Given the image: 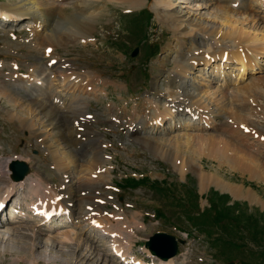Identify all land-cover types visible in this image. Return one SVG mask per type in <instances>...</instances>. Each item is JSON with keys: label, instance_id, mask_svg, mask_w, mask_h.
<instances>
[{"label": "rangeland", "instance_id": "rangeland-1", "mask_svg": "<svg viewBox=\"0 0 264 264\" xmlns=\"http://www.w3.org/2000/svg\"><path fill=\"white\" fill-rule=\"evenodd\" d=\"M57 1L65 7V15L81 16L83 13L80 6L87 7V12L82 11L84 12L82 18L91 16L93 11L96 14V18L92 20L90 18V21L83 19V22H87L89 26L88 35L81 38L80 35L69 31L66 35L65 33L62 35L64 38L59 44H55L54 48L60 63L61 61L70 63L71 73L78 75L85 71H93L102 80L101 84L96 85L100 88L96 92L91 94L89 93L91 91L83 92L86 102L84 112L90 114L92 120H88L87 126L76 127L82 130L80 133L83 134V128L86 131L90 129L97 131H95L96 136L87 140L88 144L85 143L87 149L98 148L101 151L102 162L92 178L97 179V175H100L98 192L101 193L99 197L101 201L99 206L103 208L101 214L108 218L110 216L109 219L112 218L110 222H106V226H110L111 222H118L124 228L125 241L131 245V250L129 249L131 252L126 256L127 259L133 261L130 254L132 253L136 258L145 259L149 256L160 263V259L152 256L144 247V242L155 232L162 231L184 240V243L179 244L177 256L171 258L170 263L165 261V264H227L223 256L213 255L207 238H203V235L199 236L196 231H189L191 227L186 218L181 217L183 220H179L180 215L174 214L176 209L173 205L174 201L162 198L143 184L125 190L117 187L122 177L149 176L151 180L162 182V186L166 183L177 196L191 201L197 199L201 209L209 206L210 190H214L220 196H227V204L234 207L233 214L240 213L238 214L240 227L244 226L247 229L235 226V230L240 229L246 236L250 235L248 233L250 232L259 241L254 243L251 238L246 237L249 242L246 254L251 253L255 256V264H264V141H259V137H245L235 131L237 124L232 116L237 109L242 111L240 114L245 123H249L264 136V52L259 56L258 66L254 68L249 66L243 71L239 62L233 57L232 42L229 39L213 41L208 31H201V29L196 30L192 38L182 36L181 29L174 30L171 22L164 23L156 11L160 8L164 12L166 10L175 12L186 23L193 25L199 21L216 25L230 22L237 27L242 26L246 32L261 36L264 35V5L259 0H171V6L163 7L157 4V0H139L134 5L117 0ZM11 2L12 0H0V14L6 19L19 20L21 17L26 19L20 21L18 25L0 24V86L3 87L0 90V160H24L30 167L27 176L31 180H36L35 174L39 172L42 178L41 187L45 192V187L49 185L59 187L61 175L74 183L78 178L83 177L85 174L82 168L87 164V156L79 149H74V156L69 155L66 167L59 169L54 162L58 157L68 156L69 149L61 146L53 155L51 152L53 147L44 142V134L37 137L29 129L6 115V110L16 111L20 107L13 106V101L5 97L3 94L5 88H8L10 92L13 91L15 97H23L25 102L20 101L19 104H23L22 106L28 104L30 95L16 80H22L23 77L28 80L27 76H32L34 68L40 72L37 85H40V81L44 82L40 86L41 90L59 97L54 98L55 105H60L59 99H69L68 90H64L63 86L60 88V80L55 73L43 70L48 60L44 54L46 44L39 43L36 34H40V31H37L39 26L34 17L4 15L7 12L2 10V6ZM141 10L152 13L147 30L145 27L146 37L140 36L142 32L134 36L130 31L133 28L132 24H135V19L139 18ZM143 17L147 18V15ZM232 17H235L234 20ZM65 27L61 25L56 31L62 33ZM193 28L198 29L195 25ZM151 45H153L152 49L149 48ZM137 46L140 51L133 58L130 54ZM159 48V54H155ZM236 49L235 47L234 50ZM182 52L186 57L181 54ZM192 57L195 59L192 60ZM187 61L192 65L186 76H182L199 87L201 95L203 94L213 107L222 109L224 115L226 114L225 118L206 125L207 117L193 123L183 112L173 111L162 119L161 124L153 121L156 123H147L145 127L140 128V137L156 141L161 150L153 148L137 138L134 130L140 126L147 107L152 110L157 104V108L163 110L170 100L173 102L179 100L178 97H170L168 91L173 87L172 80L178 66L181 62ZM17 66L19 68L15 69ZM49 79L52 80L53 84L50 86L53 87L45 89V80ZM153 79L158 80L156 85L153 83L152 88ZM33 82L37 83L36 80ZM180 86L185 88L186 84L182 83ZM160 91L164 94L159 95ZM222 93L225 97H222ZM150 100L153 101L152 106L147 103ZM191 104L192 102H189L186 106ZM194 108L195 106L189 108L188 112H194L192 110ZM200 112H202L201 109ZM28 118L39 122L37 117ZM67 120L63 117L61 121L69 126ZM81 121L83 123V120ZM49 129V126H45V130ZM211 137L214 138L215 145L228 143L229 156L235 157L233 164L223 161L216 154L212 156L208 152L211 143L206 145L205 143L210 142ZM84 138L85 136H82V139ZM95 138L97 140H94ZM195 139H200L201 144ZM234 142L238 147L241 146V149L244 147V150L231 148ZM164 149L168 151L164 152ZM0 185L4 183L0 182ZM187 185L193 186V191ZM26 187V185L17 184L6 194L5 214L13 217L8 223L0 222L2 226L0 233L3 234L12 228V233L16 230V235L22 242L10 241L7 238L1 241L0 264H46L45 256L50 254L54 256L58 254L62 263L68 262L70 255L58 253V251H56L57 254L50 253L45 249V242L42 241L47 237L55 239L59 234L67 231L79 232L84 240L89 241L91 250L95 251L91 262L99 260L100 264H125L112 255L110 244L114 239L112 238L114 233L88 225L87 222L78 219L77 215L72 216L69 212L61 216L57 214L47 221L42 220L41 217L44 216L38 217L32 214L30 207L32 197ZM189 190L191 192H188ZM19 204L25 212L20 219L18 215L14 216L11 210L12 206L17 208ZM45 205L46 202L43 203V206ZM143 206L145 209H141ZM156 208L165 210L168 221L156 219L154 216ZM34 211L37 213L36 210ZM31 230L37 231L36 244L38 245L34 247L25 244L27 238L24 236L31 235ZM74 248V245H71L65 248V251L71 252ZM30 251L36 252L37 258L40 257L34 263H32L33 258L30 257ZM234 262L241 263L238 259ZM83 264L86 263L83 262Z\"/></svg>", "mask_w": 264, "mask_h": 264}, {"label": "bare ground", "instance_id": "bare-ground-1", "mask_svg": "<svg viewBox=\"0 0 264 264\" xmlns=\"http://www.w3.org/2000/svg\"><path fill=\"white\" fill-rule=\"evenodd\" d=\"M117 1L130 2L131 4L134 5L139 0H117ZM259 1L261 4L264 5V0H259ZM157 4H159L162 7L164 5H168V6L172 5L171 0H157ZM80 8H81L80 9L81 13L83 14L81 13L79 14H81L82 16L84 15V12L82 11L87 12L86 10L87 7L80 6ZM64 9L65 7L63 6V4H61L57 0H12L11 3L2 6V10L7 12L4 14L5 16H9L10 14V15H14L15 17H19L22 15L34 17L35 21L38 23L39 26L37 31L38 30L40 31V34L39 33L36 34V36H38L39 43L40 45L46 44L44 48V54L48 58V60L46 62L47 66L45 65L43 70L45 72L49 70L51 71V73H55V75L60 80L59 81V84L61 85L60 88H62L63 86L64 90L65 89L68 90L69 99L66 100V98L63 99L61 97L63 100L59 99L60 105L59 104L55 105L54 98L56 96H54L53 94L49 95L46 91L41 90L42 88L40 86H42L44 82L40 81L39 82L40 85H37L38 80L40 79L38 77L39 76L38 73L40 72L36 68L32 70L33 72L32 76H27L28 80L25 79L26 77H23L24 79L22 80H16L23 85L24 91L28 92V95H30L28 98L29 101L28 104L26 103L24 106H22L23 104H19L20 101L25 102V100H23V97L18 98V96L17 97L13 96L15 94L12 93L13 91L10 92L8 88H5V92L3 94L11 102L13 101L12 102L13 106L20 107L16 111L6 110V115L9 116V118H11L12 120L19 123L20 125H23L25 128L29 129L32 132V134L36 135L37 137H41L44 134L45 137L44 142H46L49 146L53 147V149L51 150L53 155H55V153L59 151L61 146L65 147L66 149H69L67 150L68 156L66 155L63 158L58 157L54 162L56 163L59 169H63L66 167L68 157H70L69 155L74 156L73 155L74 149H79L80 151H82L87 156L86 159L87 164L82 168L83 174L85 175H83V177L81 178H78V180L75 181V183L73 181H70L69 179L66 180L65 176L61 175L59 187L54 185L52 186L49 185L45 187V192H44L41 187L42 178L39 172L35 174L36 180H31V178L27 177L23 181L16 182L13 180L12 173L9 168V161L5 159L0 160V182L4 183V185L2 186L0 185L1 186L0 204L3 203L4 200L6 199L7 197L6 194L11 187L17 184L26 185L27 186L26 188L29 190V193L31 195H34L33 197L35 201H33L34 202L33 208L34 210L37 211V213L42 212V214L46 217L48 215L52 216L53 214L58 212H61L63 214L69 212L72 216L77 215L78 219H82L83 221H85V223L87 222L88 225L97 227L108 233H114L113 234L114 237L112 236V238L114 239L112 240L111 250L113 251L114 254L116 253L122 254V258L127 259L128 257L126 256L130 252L129 249L131 245L128 244L127 241H125L124 238L125 231L124 228L122 227V224L121 223L119 224L118 222L116 223L111 222L110 226H106V222H110L112 218L109 219L110 216L109 218L104 217L101 214L103 209L100 208L98 204L99 203L98 200L101 194L98 192L99 191L98 184L99 181H101L98 180L100 178V175L99 174L97 175V179L96 178L93 179L92 175L97 173L99 165L102 162L101 151L98 148L89 150L87 149L85 144L87 140L94 138L96 136V132L91 129L89 131H86V129L83 128L84 131L83 134L80 133V131L82 130L76 127L79 125L87 126L89 124L88 120L90 116L84 112L85 111L84 105L86 104V102L83 92L91 91L89 92L90 94L92 92H96L97 90L100 89L97 88L96 85L101 84L102 80L100 76H96L97 74L95 75L93 71H85L81 74L74 75V73H71L69 62L61 61L60 63V60L57 58L55 54V48H54V45L59 44L61 42V39L64 38L62 37V35L64 33H65L64 35H66V33H68L69 31L75 35H80L81 38H84L83 36L88 35L87 32L89 26L87 22H83V19L89 20L91 18L90 20H92L96 18L95 17L96 14L93 11L91 13V16H84L83 18L78 14H75L73 16L70 15L68 16L65 15ZM156 11H157V15L164 23L171 22V26L174 28V30L181 29L183 34L182 36H186V37L190 36V38H192V34L195 33L196 30L201 29V31L202 30L208 31L210 36L213 37L212 39L213 41L216 40L224 41L226 39H229V41L232 42L233 48L231 52L233 53V57L239 62V64L241 65V69L243 71L249 66L254 68V66L259 65V60H258L259 56L264 52V50L262 51V48H264V35L258 36L255 33L252 34L246 32L242 28V26L237 27L234 24H231L230 22L219 23L218 25H216L211 23L206 24L203 21H199L194 24L195 26L198 27V29H196L193 28L194 25L192 23H186V21H184V19L181 18L175 12H169L168 10L164 12V10L160 8L157 9ZM76 15H78V17H76ZM234 18L232 17L233 20ZM61 25H64L66 27L62 33H58L56 29H58ZM192 40L193 39H191V41ZM194 41L195 39L193 40V42ZM235 47L237 48L236 50H234ZM240 47L242 48L239 50ZM243 47L246 48V50H244ZM181 54L184 57H186L184 52H182ZM191 59L194 60L195 57H192ZM209 60L210 59L208 57L207 62ZM191 65L190 62L188 61L181 62L180 65L178 66L176 73H174L172 80L173 87L168 91V95L172 98L178 97L179 100L177 102H173L172 100H170L169 101L170 103L163 110L158 109L157 104L153 106L152 110L148 109L147 107L145 109V115L142 116V119L140 121V126L136 127L134 130L135 131L134 134L137 135V138L149 144L153 148L159 149L160 146L156 141H152V139L150 138L144 139L140 137L141 134L140 128L145 127L147 123L149 124L152 123L153 121H158L161 123L162 119L167 115L172 114L173 111L183 112V114L187 115L188 119L193 123L207 117L208 119H206V125L208 124L210 125L214 122H219L220 120L225 118L226 114L224 115L222 109L213 107L212 103L209 100H207L203 94L201 95V92L199 91L200 90L199 87H197L193 83H190L185 77L182 76V75L186 76L188 70H190ZM18 68L19 67L17 66L15 69ZM33 80H36L37 83H34ZM49 81L50 79L48 81L45 80V89L46 88L51 89L53 87L50 86V84H53L51 82L52 80L50 82ZM156 83L157 80L154 81V85H156ZM182 83L186 84L185 88L180 86ZM2 88L3 87L0 86V90ZM160 94H164V93L160 91L159 95ZM221 95L222 97L223 96L225 97L223 93ZM189 102H192V104L186 106V104ZM147 103L149 104V106H152L153 101L150 100ZM194 106L195 108L192 109L194 112L191 111L188 112L189 111L188 109L189 108L191 109ZM200 109L202 112H200ZM241 112L238 111L237 109L234 112V115L232 113V116H234L233 118L234 122L237 124V128L235 129V131H237L239 134L245 137L248 138L259 137V141H264V136L262 135L261 132L259 133V130H255V128L251 126L249 123H245L246 121L241 116L242 115L240 114ZM197 113L198 115H196ZM30 116L31 118L37 117L39 122L38 121L36 122L35 120L28 118ZM63 117H66V119H68L67 121L69 122V126L67 125L66 122L63 123L61 121ZM81 120H83V123ZM45 126L46 127L49 126L50 129L45 130ZM82 136H85V138L82 139ZM211 138L212 139H210V142L206 141L205 143V145L211 143L209 145L208 152L212 156L213 155L215 156L216 154V156H218L223 161L233 164V162L235 161V157L233 155L229 156L228 143L226 145H221L220 143H218V145H215L214 138L213 137ZM228 139L230 138L228 137ZM195 141L199 143L201 140L195 139ZM226 142L227 141H225V143ZM238 142L239 141L237 140V144L239 145ZM199 144H201V142ZM238 145H236L235 143L231 145V148L236 147L238 149H241V146H239L240 147L239 148ZM164 150H165L164 152L168 151V149H164ZM245 152L246 151H244V153ZM252 155L253 154H251V156ZM79 166H81V164H79ZM35 196L37 197L38 201L36 200ZM44 202H46L45 206H43ZM94 215L98 217H95ZM1 227L2 226H0V228ZM34 230H31L32 231L31 235L24 236L25 238H27L25 244H28L30 247L31 246L34 247L35 245L36 246L38 245L36 244L37 231L35 232ZM15 235H16V230H13L12 233V228L3 234L0 233V242L4 241V239L6 238L9 239L10 241L19 240V242H22L20 241L21 238L18 239L19 236L18 235L15 236ZM42 241L45 242L44 243L45 249L49 250L50 253L55 252L57 254L56 251H58V253L62 252V254L70 255V258L68 257L69 261L67 260L68 262L65 263L60 262L58 258L59 256L58 254L56 256H54V254L53 255L50 254L48 256L46 255L45 256V261H47L46 264H73V260H74V264H83V262L86 264H100L99 260L97 262H91L93 252L95 251L91 250L92 246H89L88 244L89 241L84 240L79 232L67 231L59 234L55 239H53L52 237H47L45 238V240ZM71 245H74L75 247L73 251L71 252H69L68 250H67L68 252L65 251V248H69L71 247ZM29 253H30V257L33 258L32 263H34L36 260H38V258H40V257L37 258L36 252L30 251ZM170 259L166 260L167 263L168 261L170 263Z\"/></svg>", "mask_w": 264, "mask_h": 264}, {"label": "trees", "instance_id": "trees-1", "mask_svg": "<svg viewBox=\"0 0 264 264\" xmlns=\"http://www.w3.org/2000/svg\"><path fill=\"white\" fill-rule=\"evenodd\" d=\"M147 15V18L143 17ZM139 18L135 19L136 31L142 32L140 36L146 37L148 20L151 18V14L147 10L139 13ZM143 17V18H142ZM137 22V23H136ZM153 48V45L149 47ZM158 50L155 51L157 53ZM166 180H164L165 182ZM126 187H137L139 184L146 185L152 188L155 193L161 197L167 198L168 200L174 201L176 208L179 210L181 217L184 215L190 222L191 226L203 233L208 239L214 253L219 257L223 256L227 262L238 259V264H255L256 258L253 254H246L247 246L249 242L246 237L252 239L254 243H259L255 235L248 232L250 235H244L241 230H235V226H241L238 221L240 216L233 214V208L227 204V196H220L214 190L209 192V206L201 209L198 205L197 199L195 201L186 200L176 193L166 183L162 186V182L158 180H151L148 177L136 180L134 178L124 179ZM189 187V185H187ZM190 190L193 191L194 187L190 186ZM188 192H191V191ZM241 204V203H240ZM245 205V204H241ZM240 206V205H239ZM156 214L158 218H165L166 214L161 210L157 209ZM238 227V228H239ZM240 228H245L244 226ZM246 229V228H245ZM247 230V229H246ZM247 243H246V242Z\"/></svg>", "mask_w": 264, "mask_h": 264}, {"label": "water", "instance_id": "water-1", "mask_svg": "<svg viewBox=\"0 0 264 264\" xmlns=\"http://www.w3.org/2000/svg\"><path fill=\"white\" fill-rule=\"evenodd\" d=\"M138 48H136L132 56H136L138 54ZM14 171L15 179H22L26 172L27 166L25 163L20 161H14L11 165ZM146 247L151 250V252L161 258L167 259L173 255H175L177 250V241L174 236L166 234V233H156L150 240L146 243ZM228 264H234L230 262Z\"/></svg>", "mask_w": 264, "mask_h": 264}]
</instances>
